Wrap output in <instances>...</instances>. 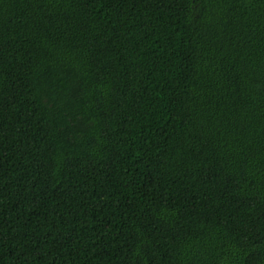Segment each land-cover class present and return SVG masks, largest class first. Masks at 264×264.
I'll list each match as a JSON object with an SVG mask.
<instances>
[{
	"label": "trees",
	"instance_id": "obj_1",
	"mask_svg": "<svg viewBox=\"0 0 264 264\" xmlns=\"http://www.w3.org/2000/svg\"><path fill=\"white\" fill-rule=\"evenodd\" d=\"M0 264H264V0H0Z\"/></svg>",
	"mask_w": 264,
	"mask_h": 264
}]
</instances>
